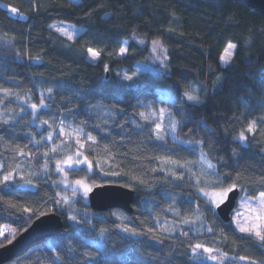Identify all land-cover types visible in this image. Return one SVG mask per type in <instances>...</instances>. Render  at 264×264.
Returning a JSON list of instances; mask_svg holds the SVG:
<instances>
[{
	"label": "trees",
	"instance_id": "obj_1",
	"mask_svg": "<svg viewBox=\"0 0 264 264\" xmlns=\"http://www.w3.org/2000/svg\"><path fill=\"white\" fill-rule=\"evenodd\" d=\"M134 36L166 48L159 76L133 74L149 55ZM163 110L174 135L156 131ZM59 128L82 133L89 162L69 177L132 189L131 214L93 211L56 186L55 163L76 149ZM0 164V247L43 214L63 221L5 264H208L196 244L223 264H264V243L221 221L201 193L264 192V16L234 0H0Z\"/></svg>",
	"mask_w": 264,
	"mask_h": 264
},
{
	"label": "rangeland",
	"instance_id": "obj_2",
	"mask_svg": "<svg viewBox=\"0 0 264 264\" xmlns=\"http://www.w3.org/2000/svg\"><path fill=\"white\" fill-rule=\"evenodd\" d=\"M1 5H3L5 8H7L10 12V14L12 15H16L17 11L15 13H12L10 11V9H12L13 7L8 6L4 3L1 2ZM20 18H23V15H19ZM140 45L142 46H147L148 50H149V55L147 56V59L145 62L142 63H138L135 67V72L133 73L134 75L139 74L142 71H147L149 73H151L152 75H154L155 77L159 76L163 67H165L167 65V61H168V56H167V50L164 47V45L159 41V40H147L141 37H133ZM154 42H158V43H154ZM126 48H127V43L124 42L122 45V48L124 51L122 52L120 50V55H125L126 53ZM94 51H89V58L92 61H95L98 58V53H96L95 56L92 55ZM160 93V98L166 101H172L174 100V95L172 90L167 87V86H162L159 90ZM186 93L193 95L194 97H196L195 100L190 101V102H197L198 98H197V91L196 90H186L185 91V96ZM187 98V96H186ZM42 107H45L44 103L41 104ZM30 108H32V106L30 105ZM37 109V108H36ZM35 109V110H36ZM167 122H169V125H167ZM160 131H167L168 133L174 135L175 131H172L173 125H175V120L172 119L169 116V113L167 110H163L160 112ZM58 133L60 134L61 137L67 139V140H72L75 145H76V149L75 152L72 155H67L64 158H62L61 160H57V162L54 165V170L57 173V179H56V186H59L61 188H63L64 190H72L75 191L76 193H78L81 198L85 201H87L88 203V193L91 191V189L94 187L93 184L87 182L84 179H71L68 175V171L69 169L72 168H76L82 165H85L88 167L89 169V162L88 160L82 155L80 148L82 146V133L78 132V131H72L69 129H63V128H59ZM200 163L202 165V168L204 169L205 172L207 173H211L212 167H209L210 162H208L207 160H205L203 157H201L200 159ZM58 166L59 169L58 170ZM0 169H1V164H0ZM11 179V176L8 177V180ZM76 181H81V184H77ZM206 183V182H205ZM208 184V182H207ZM82 185V186H81ZM21 186L23 187H31V184L28 183H24L21 184ZM207 187V186H206ZM85 188L90 189V191H88L87 193L85 192ZM224 189L227 188H219V189H212V188H205L203 187L202 192H209V193H218V192H222ZM203 195V194H202ZM64 196V197H63ZM76 196V194H70L69 196H66L65 194L62 195V198L64 199L65 202H72L74 200V197ZM204 198H206V200L211 204V206L214 208L217 205H219L221 202L219 201V199L217 198V203L213 204L211 202V200L209 199V197H206L203 195ZM260 197V195H258L257 197H249L247 196L244 192H240L237 200H236V205L235 208L232 212L231 215V223L233 224V226L235 227V229L242 233V234H246V235H250L248 233L245 232H241L240 229L237 227V222H239L242 226L244 225H250L252 223H256L254 217H255V213H253L251 211L252 208L257 207L258 204V198ZM226 196L223 198V201L225 200ZM222 201V202H223ZM189 224H200V217H196L193 218L192 220L190 219L188 221ZM252 236L255 237L254 233L251 234ZM205 248V247H203ZM203 248H201L198 251L197 257H195L196 260L200 261V262H204V263H208V264H223L225 261V256L223 254L214 252L212 253V255H215L218 257L217 260H210L207 259V256L209 255L208 253H205L203 255H200V251H203ZM243 261V260H240Z\"/></svg>",
	"mask_w": 264,
	"mask_h": 264
},
{
	"label": "water",
	"instance_id": "obj_3",
	"mask_svg": "<svg viewBox=\"0 0 264 264\" xmlns=\"http://www.w3.org/2000/svg\"><path fill=\"white\" fill-rule=\"evenodd\" d=\"M247 5L264 16V0H234ZM240 194L238 187L232 188L223 202L215 207V212L224 223L231 220L236 200ZM135 193L132 189L118 184H102L94 186L88 193V206L93 211L104 212L111 209H119L127 214L133 211L132 204ZM63 228V221L59 214H43L10 243L0 247V264H5L16 256L22 254L32 245L39 244Z\"/></svg>",
	"mask_w": 264,
	"mask_h": 264
},
{
	"label": "snow or ice",
	"instance_id": "obj_4",
	"mask_svg": "<svg viewBox=\"0 0 264 264\" xmlns=\"http://www.w3.org/2000/svg\"><path fill=\"white\" fill-rule=\"evenodd\" d=\"M10 11L12 13H15L17 10L15 8H12V9H10ZM154 43H158V42H154ZM233 48H234V45L229 44L228 47L225 49V53L230 56L231 55V50ZM89 51H91V49ZM121 51L123 52L124 50L121 49ZM92 55L95 56L96 53L93 52ZM221 59L224 60V57H221ZM128 78L130 79V77H128ZM5 93H7V90H5ZM186 96H187V99L190 100V101H193V100L196 99V97H194L193 95L188 94V93H186ZM36 107L37 106L35 104L32 105L33 110H35ZM140 115L142 117H144V113H141ZM253 130H254V125L253 124H250L249 125V128H248V131L251 132ZM156 131L157 132L160 131V125L159 124L156 125ZM172 131H175V125H173ZM157 138L159 139L161 137L157 136ZM89 139H92L93 142H95L94 141V138L89 137ZM244 139H245V137H244V135L242 133L241 136H240V140L243 141ZM209 167H212V165L209 164ZM58 170H61V169H59V166H58ZM4 179L5 180H8V177H5ZM76 183L79 185V184H81V181H76ZM234 186L235 185H233V187ZM88 191H90V189L85 188V192L87 193ZM231 191H232V188L230 187V188L224 189L222 192L209 193V192L205 191L202 194L204 196H206V197H209V199L211 200V202L213 204H215V203H217V198L219 199L220 202H222L223 201V198L225 196H227V194L229 192H231ZM25 211H27V209H25ZM251 211L256 214L255 217H254L256 223H252L250 225H244V226H242L239 222H237V227L240 229L241 232H245V233H248L250 235L254 233V235L257 238V240L260 241V242H262V243H264V192H261L260 197L258 198L257 207L252 208ZM209 230L211 231V229H209ZM0 234H2V233H0ZM201 248H202V245H200V244L194 245L193 248H192L193 254L194 255L198 254V251ZM213 251H214V249H211V248H206V247L203 248V252L209 254L207 256V259H210V260H214L215 261V260L218 259V257L215 256V255H212Z\"/></svg>",
	"mask_w": 264,
	"mask_h": 264
},
{
	"label": "built area",
	"instance_id": "obj_5",
	"mask_svg": "<svg viewBox=\"0 0 264 264\" xmlns=\"http://www.w3.org/2000/svg\"><path fill=\"white\" fill-rule=\"evenodd\" d=\"M129 250H130V249H129ZM129 250H127V251H129ZM127 251L124 252V253H122V254L119 256V259H120V260H125V259H126Z\"/></svg>",
	"mask_w": 264,
	"mask_h": 264
}]
</instances>
